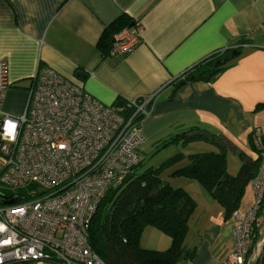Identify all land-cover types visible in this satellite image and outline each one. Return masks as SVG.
<instances>
[{
    "label": "crops",
    "instance_id": "1",
    "mask_svg": "<svg viewBox=\"0 0 264 264\" xmlns=\"http://www.w3.org/2000/svg\"><path fill=\"white\" fill-rule=\"evenodd\" d=\"M124 17L134 34L141 27V42L131 54L111 57L101 39ZM239 48L214 79L176 84L212 55ZM0 60L9 65L3 103L9 116L25 115L33 79L47 66L108 106L152 98L142 124L145 144L158 147L181 132L204 130L238 152L236 144H251L256 133L264 138V0H0ZM202 144L212 146L175 143L161 162L180 152L186 158L218 152L214 146L202 151ZM185 161L164 174L197 203L188 257L178 264H221L234 247L235 220L197 181L170 177ZM254 204H241L238 212Z\"/></svg>",
    "mask_w": 264,
    "mask_h": 264
},
{
    "label": "built area",
    "instance_id": "2",
    "mask_svg": "<svg viewBox=\"0 0 264 264\" xmlns=\"http://www.w3.org/2000/svg\"><path fill=\"white\" fill-rule=\"evenodd\" d=\"M129 27L113 37L111 57L131 54L141 42ZM11 87L0 60V185L13 205L0 202V264L49 262L106 264L90 245V228L102 201L122 188L146 160L143 121L152 98L108 106L51 67L41 66L22 117L3 112ZM263 157L252 182L256 202L233 214L234 247L221 264H251L264 206ZM259 255L260 252H259ZM257 255L259 258L260 256Z\"/></svg>",
    "mask_w": 264,
    "mask_h": 264
},
{
    "label": "trees",
    "instance_id": "3",
    "mask_svg": "<svg viewBox=\"0 0 264 264\" xmlns=\"http://www.w3.org/2000/svg\"><path fill=\"white\" fill-rule=\"evenodd\" d=\"M130 24V20L124 17L104 32L100 45L104 54L109 53L114 35ZM234 50L238 51L236 56L232 55ZM239 53L240 48L216 53L190 69L176 84L187 82L192 77L195 80H212L225 70L223 66L228 61L218 63L227 55L235 58ZM205 68H210V71L200 75ZM179 142L184 146L208 143L218 152L194 154L187 158L180 152L159 166L142 171L145 160L122 188L109 193L93 218L89 238L92 249L106 264H178L188 257L185 241L197 203L188 192L173 187L164 177L168 170L185 159L189 163L172 172L170 177L197 181L223 207L227 218L240 209L245 188L258 176L263 161L253 138L251 145L259 151V158L255 160L240 150L237 152V148L222 136L204 130L181 132L160 144L157 153ZM230 152H236L242 161L235 176L228 170ZM146 227L170 237V247L164 251L142 248L140 240Z\"/></svg>",
    "mask_w": 264,
    "mask_h": 264
},
{
    "label": "rangeland",
    "instance_id": "4",
    "mask_svg": "<svg viewBox=\"0 0 264 264\" xmlns=\"http://www.w3.org/2000/svg\"><path fill=\"white\" fill-rule=\"evenodd\" d=\"M236 145L238 146L241 153L243 152L247 154L249 157H252L254 159L259 158V151L256 150L248 142L244 144L239 143ZM172 148L173 147L170 146V148L169 147L165 148L164 150H161L160 152L157 153V149H158L157 145L155 146L154 144L153 145L145 144L142 148V152L145 154L147 158H146L145 165L141 170L143 171L144 169H147L149 167L160 165L162 163L161 161L167 158V155L171 153ZM212 148H213L212 146H208L205 144H202V146L199 147V149H201L202 151H210ZM188 163L189 161L187 159V161L182 163L180 167L185 166ZM241 163L242 161L238 155H235L233 152L229 153L228 170L230 174L234 176L237 175L240 170ZM2 168H3V163L0 161V169ZM4 192H7V190H5L4 186L0 185V193H4ZM255 202H256V196L254 194L252 182H251L245 188V195L243 197L241 204L243 206H247V205L250 206L252 203H255ZM258 225L259 227H261V229L264 228V206L259 215ZM140 245L144 249H149V250L155 249L158 251H164L170 247L171 238L156 229L146 227L142 234ZM148 246L152 248H148ZM255 250H256V254L253 257V261L251 262V264H264V231H263V234L259 235L255 240ZM259 252L261 255H259ZM257 255H259L260 257L258 258Z\"/></svg>",
    "mask_w": 264,
    "mask_h": 264
},
{
    "label": "water",
    "instance_id": "5",
    "mask_svg": "<svg viewBox=\"0 0 264 264\" xmlns=\"http://www.w3.org/2000/svg\"><path fill=\"white\" fill-rule=\"evenodd\" d=\"M238 54V51L234 50L232 52V55L233 56H236ZM230 60V56L227 55L225 56V58L223 59V61H220L218 63V65H220L221 63L225 62V61H229ZM210 71V68H205L203 71H201L200 75H204L206 73H208ZM191 80H195V77H192ZM186 81H182L181 84H185ZM124 105V101H120L118 104H117V107H122ZM0 202L4 205H13L16 203V199H11L9 200L7 196H5L4 194L0 193Z\"/></svg>",
    "mask_w": 264,
    "mask_h": 264
}]
</instances>
